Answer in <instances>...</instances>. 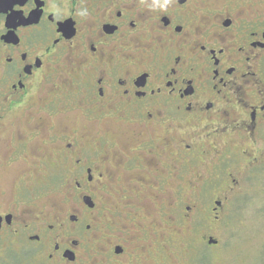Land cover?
<instances>
[{"label":"flooded vegetation","instance_id":"1","mask_svg":"<svg viewBox=\"0 0 264 264\" xmlns=\"http://www.w3.org/2000/svg\"><path fill=\"white\" fill-rule=\"evenodd\" d=\"M152 3L0 0V264L142 263L263 159L264 0Z\"/></svg>","mask_w":264,"mask_h":264},{"label":"rangeland","instance_id":"2","mask_svg":"<svg viewBox=\"0 0 264 264\" xmlns=\"http://www.w3.org/2000/svg\"><path fill=\"white\" fill-rule=\"evenodd\" d=\"M257 140L264 148V130ZM230 157L227 168L232 176H219L211 192L198 197L197 207L190 203L187 211L163 208L145 238V256L139 264H264V154L252 168L238 154ZM232 177L239 178L234 191L227 187ZM185 195L186 189L180 206L187 203ZM214 200H223L222 206L213 208ZM210 238L216 243L210 244Z\"/></svg>","mask_w":264,"mask_h":264},{"label":"clouds","instance_id":"3","mask_svg":"<svg viewBox=\"0 0 264 264\" xmlns=\"http://www.w3.org/2000/svg\"><path fill=\"white\" fill-rule=\"evenodd\" d=\"M170 3V0H153V3L150 5L152 8H159L160 10H165Z\"/></svg>","mask_w":264,"mask_h":264},{"label":"water","instance_id":"4","mask_svg":"<svg viewBox=\"0 0 264 264\" xmlns=\"http://www.w3.org/2000/svg\"><path fill=\"white\" fill-rule=\"evenodd\" d=\"M208 242H209L210 244H211V243H216V241H215V240H213V239H211V238L209 239V241H208Z\"/></svg>","mask_w":264,"mask_h":264},{"label":"trees","instance_id":"5","mask_svg":"<svg viewBox=\"0 0 264 264\" xmlns=\"http://www.w3.org/2000/svg\"><path fill=\"white\" fill-rule=\"evenodd\" d=\"M262 255H263V257H264V246H263V249H262Z\"/></svg>","mask_w":264,"mask_h":264}]
</instances>
